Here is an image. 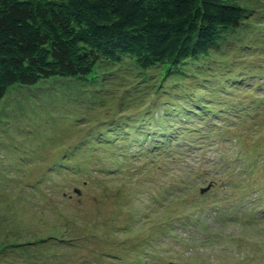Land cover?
<instances>
[{"label":"rangeland","instance_id":"rangeland-1","mask_svg":"<svg viewBox=\"0 0 264 264\" xmlns=\"http://www.w3.org/2000/svg\"><path fill=\"white\" fill-rule=\"evenodd\" d=\"M226 1L241 27L173 75L125 58L5 94L0 264H264V0ZM148 125L165 144L125 146Z\"/></svg>","mask_w":264,"mask_h":264},{"label":"trees","instance_id":"trees-1","mask_svg":"<svg viewBox=\"0 0 264 264\" xmlns=\"http://www.w3.org/2000/svg\"><path fill=\"white\" fill-rule=\"evenodd\" d=\"M245 19L246 10L226 0H0V102L10 90L87 79L95 64L125 58L141 70L173 75L207 57ZM149 129L125 146L138 145L139 133L153 138L149 147L166 143Z\"/></svg>","mask_w":264,"mask_h":264},{"label":"water","instance_id":"water-1","mask_svg":"<svg viewBox=\"0 0 264 264\" xmlns=\"http://www.w3.org/2000/svg\"><path fill=\"white\" fill-rule=\"evenodd\" d=\"M208 188H209V187H208ZM208 188H206V189H202V191H201V192L203 193V192L207 191V190H208Z\"/></svg>","mask_w":264,"mask_h":264},{"label":"bare ground","instance_id":"bare-ground-1","mask_svg":"<svg viewBox=\"0 0 264 264\" xmlns=\"http://www.w3.org/2000/svg\"><path fill=\"white\" fill-rule=\"evenodd\" d=\"M242 109V108H241ZM262 115V114H261ZM146 123V122H145ZM126 127V126H125ZM138 127H140V126H138ZM116 128V127H115ZM130 136V135H129ZM133 138V137H132ZM136 156V155H135ZM224 218V217H223ZM216 220H218V219H216Z\"/></svg>","mask_w":264,"mask_h":264}]
</instances>
